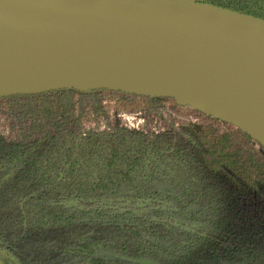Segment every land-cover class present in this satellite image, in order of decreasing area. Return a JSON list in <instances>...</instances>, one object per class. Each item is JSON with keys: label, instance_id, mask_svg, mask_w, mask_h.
<instances>
[{"label": "trees", "instance_id": "1", "mask_svg": "<svg viewBox=\"0 0 264 264\" xmlns=\"http://www.w3.org/2000/svg\"><path fill=\"white\" fill-rule=\"evenodd\" d=\"M196 1L264 20V0ZM0 128L22 136L0 135V264H264V148L233 125L173 98L62 89L0 98ZM119 200L155 205H97Z\"/></svg>", "mask_w": 264, "mask_h": 264}, {"label": "water", "instance_id": "2", "mask_svg": "<svg viewBox=\"0 0 264 264\" xmlns=\"http://www.w3.org/2000/svg\"><path fill=\"white\" fill-rule=\"evenodd\" d=\"M62 89L173 98L264 148V20L196 0H0V98Z\"/></svg>", "mask_w": 264, "mask_h": 264}, {"label": "rangeland", "instance_id": "3", "mask_svg": "<svg viewBox=\"0 0 264 264\" xmlns=\"http://www.w3.org/2000/svg\"><path fill=\"white\" fill-rule=\"evenodd\" d=\"M165 120L168 122V119L166 117H165ZM106 123L107 122L102 124V127L99 128L100 131H107L108 130L109 126L104 125ZM161 128H162V126L159 123H153L152 127H148L149 131H151V132H153V131L159 132V131H161ZM0 135H3V136H5L9 139H12V140H18V139L22 138V136L20 134L11 133V132L3 129V128H0ZM132 204L135 206L134 202ZM70 206L73 208H81V205L79 203H72V204H70ZM135 209H136V215H139V216L144 215L143 213H141L142 210H144V208L143 209L142 208L141 209L135 208Z\"/></svg>", "mask_w": 264, "mask_h": 264}, {"label": "built area", "instance_id": "4", "mask_svg": "<svg viewBox=\"0 0 264 264\" xmlns=\"http://www.w3.org/2000/svg\"><path fill=\"white\" fill-rule=\"evenodd\" d=\"M122 122L131 130L144 131L145 133H148L149 131L146 122L137 116L124 115L122 116Z\"/></svg>", "mask_w": 264, "mask_h": 264}, {"label": "flooded vegetation", "instance_id": "5", "mask_svg": "<svg viewBox=\"0 0 264 264\" xmlns=\"http://www.w3.org/2000/svg\"><path fill=\"white\" fill-rule=\"evenodd\" d=\"M134 203H135V206L132 204L133 206L131 205L130 207H125V208H136L138 205V202H134ZM97 205L100 207H104V208H108V207H110V208H124V207H122L123 204H113L111 206L110 203H108V202H101V203H98ZM153 206H151V207H153ZM160 206L164 207L165 209H168V207H169L167 204H161ZM151 207H149V208H151ZM145 209H147V208H145Z\"/></svg>", "mask_w": 264, "mask_h": 264}]
</instances>
